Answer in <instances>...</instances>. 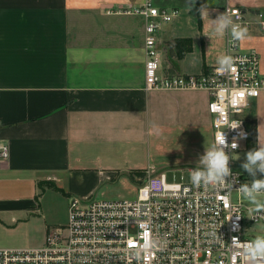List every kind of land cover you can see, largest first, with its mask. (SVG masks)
<instances>
[{
  "label": "crops",
  "instance_id": "obj_1",
  "mask_svg": "<svg viewBox=\"0 0 264 264\" xmlns=\"http://www.w3.org/2000/svg\"><path fill=\"white\" fill-rule=\"evenodd\" d=\"M143 1L0 0V145L8 147L0 159V247L41 245L66 223L74 196L113 198L106 195L116 186L138 185L134 172L151 163L137 157L149 155L162 128L202 131L206 147L212 143L211 94L145 89L143 18L106 12ZM153 3L178 10L157 33L162 75L218 64L226 37L207 33L226 5L264 12V0H195L191 11L188 0ZM246 29L241 48L257 50L264 78V30L256 22ZM244 117L255 124V147L264 144V88ZM252 148L248 140L242 149Z\"/></svg>",
  "mask_w": 264,
  "mask_h": 264
},
{
  "label": "built area",
  "instance_id": "obj_2",
  "mask_svg": "<svg viewBox=\"0 0 264 264\" xmlns=\"http://www.w3.org/2000/svg\"><path fill=\"white\" fill-rule=\"evenodd\" d=\"M106 12L143 18L145 89H204L211 94L207 110L212 143L222 131L229 144L233 138L238 142L235 149H225L233 173L227 179L232 182L223 188L196 186L189 178L195 167H187L188 179L179 182L167 181L165 172L147 171L134 197L74 196L63 226L48 230L41 245L0 247V264H264V257L251 258L243 251L244 244L254 240L246 222L264 224V208L256 209L239 192V185L251 180L232 164L233 154L251 137L244 112L264 88L257 50L241 48L240 41L231 42L226 34V55L234 60L231 68L217 64L197 74L162 75L157 33L178 10L144 0L139 6ZM224 13L245 28L256 22L264 30L262 11L226 5ZM238 123L236 129L227 127ZM240 130L247 133L245 138L237 137ZM7 156L8 147L1 144L0 159ZM260 196L264 193L258 196L264 204Z\"/></svg>",
  "mask_w": 264,
  "mask_h": 264
},
{
  "label": "clouds",
  "instance_id": "obj_3",
  "mask_svg": "<svg viewBox=\"0 0 264 264\" xmlns=\"http://www.w3.org/2000/svg\"><path fill=\"white\" fill-rule=\"evenodd\" d=\"M195 0H188V8L191 11ZM200 14H205L203 5L199 9ZM207 15L208 9H207ZM228 35L231 42L242 40L246 34L247 29L235 23L232 17L226 13H220L216 18H211L210 31L208 36H224ZM244 62V58L240 59V63ZM217 63L221 69H229L232 67L234 60L230 55H223L218 57ZM241 123V122H240ZM240 123L229 125L232 129L238 128ZM247 133L240 130L237 137L245 138ZM238 147L237 138H233L229 144L224 131H222L214 142L205 146V151L199 156L197 161L198 167L190 170L189 178L191 183L196 186L211 185L215 188H223L228 186L232 181L228 180L232 176V169L229 166V153L226 148L235 149ZM242 169L246 171L251 177L250 183H241L238 187L239 192L248 201L252 202L256 209L264 208L258 200V196L264 193V144L257 145L246 152V158L241 165ZM256 209H249V212H254ZM238 217L240 215H237ZM252 218L251 216H249ZM244 254L251 258L264 257V236H258L251 242L244 244Z\"/></svg>",
  "mask_w": 264,
  "mask_h": 264
},
{
  "label": "rangeland",
  "instance_id": "obj_4",
  "mask_svg": "<svg viewBox=\"0 0 264 264\" xmlns=\"http://www.w3.org/2000/svg\"><path fill=\"white\" fill-rule=\"evenodd\" d=\"M156 136V138H153L150 141L145 150L149 155L142 154L141 150V152L139 153V157H137V162L139 164L142 163V161H145L146 163L147 159L151 164L136 169L134 173L137 176L141 177V179H144V177L149 173L147 171H151L150 173H157L162 171L166 173V179L169 182H179L187 180V167H197L199 165L197 161L188 162L186 155L190 153L198 154V151L202 154L205 151L206 141L203 132L201 131V137H195L189 131L183 132L176 127L169 126L166 128H162L158 132H156ZM247 151L248 150L246 149H242L236 151L233 154V167L242 171L246 179L251 180V177L248 176L246 171L241 167L246 158ZM131 186L133 187V190L137 187L136 184H132ZM132 187L125 188L127 190H123V187L118 185L114 190H110L113 193H107L106 196H111L113 198L134 197V193L133 195L122 193L128 191ZM259 199L264 201V196H260ZM246 231L248 233V236L253 239L258 236H264V224L247 221Z\"/></svg>",
  "mask_w": 264,
  "mask_h": 264
},
{
  "label": "trees",
  "instance_id": "obj_5",
  "mask_svg": "<svg viewBox=\"0 0 264 264\" xmlns=\"http://www.w3.org/2000/svg\"><path fill=\"white\" fill-rule=\"evenodd\" d=\"M248 121V127L250 128V131H251V137L249 139L250 141V146L251 147H255V141H254V138H255V124L253 121L251 120H247Z\"/></svg>",
  "mask_w": 264,
  "mask_h": 264
}]
</instances>
